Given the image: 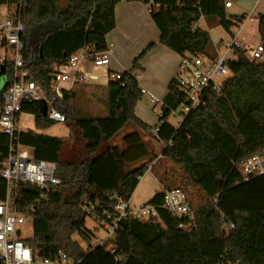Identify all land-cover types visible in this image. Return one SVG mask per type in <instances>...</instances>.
<instances>
[{
  "label": "trees",
  "instance_id": "obj_1",
  "mask_svg": "<svg viewBox=\"0 0 264 264\" xmlns=\"http://www.w3.org/2000/svg\"><path fill=\"white\" fill-rule=\"evenodd\" d=\"M20 1L25 69L46 88L54 68L67 64L79 50L86 48L91 55L107 51L106 36L115 28L114 8L121 2L149 6L160 32L159 43L180 56L205 55L210 36L196 27L201 18L217 21L231 36L235 22L242 20L226 16L225 0H66L65 8L57 0H0V6L18 7ZM259 39L264 47L263 17L259 19ZM154 46L148 45L119 80L109 81L105 117L76 116L72 110L75 94L65 92L58 107L66 116L69 138L77 134L73 162L61 161L65 139L19 132L18 142L32 158L57 165L60 182L50 192L28 184L18 187L16 208L21 214H30L41 205L61 208L62 239L35 243V247L44 258L61 251L77 264H219L226 260L264 264V176L244 182L239 168L241 161L264 151V62L250 60L246 50H235V60L227 63L231 77L223 90L205 94L204 105L178 126L168 122L170 111L179 104L170 85L158 118L163 123L155 138L152 128L134 111L143 96L137 74L143 71L141 62ZM2 67L5 82L0 107L2 93L14 75L11 63ZM21 113L33 116L36 130L55 124L42 116L39 102H23ZM129 124L134 130L121 137L119 146L112 145ZM152 141L162 144L160 157ZM9 143L0 134V161L8 156ZM103 145L106 148L100 152ZM166 163L174 164L183 178L181 188H171L165 179L160 180L165 188L146 204L156 208L160 222L127 217L106 243L113 254L107 248L93 247L85 218L89 216L97 224L107 221L105 215L114 213V198L129 202L140 179L149 171L155 174L157 165ZM190 188L201 194L199 205L186 193ZM171 189L185 192L195 209L191 232L178 227L187 221L162 208L163 191ZM4 196L5 182L0 177V199ZM74 235L86 249L72 241Z\"/></svg>",
  "mask_w": 264,
  "mask_h": 264
},
{
  "label": "built area",
  "instance_id": "obj_2",
  "mask_svg": "<svg viewBox=\"0 0 264 264\" xmlns=\"http://www.w3.org/2000/svg\"><path fill=\"white\" fill-rule=\"evenodd\" d=\"M22 1L18 7H11L0 17V48L6 54L0 58V64L9 62L13 65L14 75L10 87L2 93L3 104L0 107V134L9 138V154L0 161V177L5 182V196L0 199V262L1 264H77L65 253L58 251L49 258L41 256L35 243L18 236V227L24 224V214L17 208V191L20 184H28L41 191L50 192L60 184L56 177L57 165L32 158L29 152L18 142V118L23 102H39L46 104V118L56 124H65L66 116L60 111L58 103L77 84L103 85L109 81L120 79V74L109 70V57L106 52L91 55L86 48L75 53L67 64L56 66L50 77L49 86L38 85L25 69L23 60L25 27L21 21ZM231 7V2H225L224 8ZM150 10V8H149ZM241 23L235 22L240 29ZM239 32L232 35L226 44L227 50L242 49L238 41ZM246 55L250 60H261L264 47L259 44L255 49H247ZM8 56L11 57L8 59ZM225 57L209 58L206 55L184 54L180 56L179 66L171 82L179 104L170 111V116L177 119L178 126L192 111L204 105L207 93L219 94L231 72ZM153 107L159 106L158 118L165 108L163 101L154 95L142 91ZM151 130L157 137L160 125ZM163 147V146H162ZM244 182L264 176V151L256 153L239 164ZM115 208L112 215H105L107 221L101 220L98 225L106 233L104 240H99L96 246L107 248L111 254L114 249L106 243L114 237L118 223L127 217L138 221L155 219L160 222L156 208L145 205L138 209L132 208L130 202L114 198ZM162 208L173 216L187 221L181 222L179 228L191 232L194 224L195 209L191 206L188 196L180 189L163 191ZM93 207H90L92 210ZM89 210V211H90ZM33 211V210H32ZM31 211V212H32ZM232 228V225H230ZM219 264H240L239 262L222 261Z\"/></svg>",
  "mask_w": 264,
  "mask_h": 264
},
{
  "label": "rangeland",
  "instance_id": "obj_3",
  "mask_svg": "<svg viewBox=\"0 0 264 264\" xmlns=\"http://www.w3.org/2000/svg\"><path fill=\"white\" fill-rule=\"evenodd\" d=\"M233 4V8L229 10V14L245 17L242 21L240 29L233 27L231 30L232 35H238V41L241 43L242 49H255L261 44L259 39V19L264 18V0H229ZM60 8H65L66 0H57ZM6 12V7L0 6V17ZM213 33H220L224 37V43L220 46V55L225 53V43L230 42L232 36L224 35L221 27L216 28ZM216 35V34H215ZM6 54L0 48V58H5ZM11 57L8 56V59ZM227 59H234L232 51H228L226 55ZM260 61H264L263 58ZM2 64H0L1 71ZM230 78V76H228ZM4 82L2 75L0 77V89L3 87ZM93 87V86H91ZM95 87V88H94ZM94 89L82 91L76 93L72 99V110L76 116L82 118H103L107 115V93L106 89H101L98 86H94ZM157 98V97H156ZM159 99V98H157ZM162 100V99H159ZM135 115L141 114L146 120L150 128H155L158 125L159 106L153 107V104L147 97L142 96V99L135 106ZM137 116V115H136ZM33 116L29 114H20L19 127L22 130L32 129L35 130L33 123ZM70 123V121H69ZM169 123L176 126L178 121L173 116L169 117ZM134 130V126L129 124L124 132L111 144L120 145L121 137ZM40 134L52 135L54 137L65 138L64 148L61 154L62 162H73L78 151L76 146L77 134L70 136V130L66 124H54L47 130H38ZM152 140V139H151ZM151 144L155 148L156 154L160 157V150L162 144H157L152 141ZM106 145H103V151ZM98 152V153H100ZM183 178L179 169L172 163H166L157 165L155 174L149 171L144 175L133 193L131 207L140 208L145 206L149 200L157 193L162 191L166 184L171 188H181L180 179ZM165 179L166 184L161 185L160 180ZM191 201L195 205H199L202 196L195 188H190L186 191ZM64 219L61 213L60 206L41 205L38 209L33 210L30 214L24 216V224L18 227V236L25 240H32L34 243H52L57 242L63 237ZM85 229L93 235L91 245L96 246L99 240L106 238V233L103 227L99 226L91 217L85 218ZM72 241L77 242L83 249H86L87 245L83 243L77 235L72 236Z\"/></svg>",
  "mask_w": 264,
  "mask_h": 264
},
{
  "label": "crops",
  "instance_id": "obj_4",
  "mask_svg": "<svg viewBox=\"0 0 264 264\" xmlns=\"http://www.w3.org/2000/svg\"><path fill=\"white\" fill-rule=\"evenodd\" d=\"M228 1L229 0H225V2ZM5 7L7 12L8 8L7 6ZM232 8H233L232 3L230 8L228 9L224 8L227 17H236V18H241L242 20L245 19V17H238L229 14V10ZM114 17H115V28L106 36V44H107L106 53L109 57L110 72L114 74H122L129 71L132 66L133 60L148 45L152 43L155 44L154 48L144 57V59L141 62V67L143 68V71L137 74V81L142 91L150 93L155 97L162 99L160 101H163V99L168 94L169 86L176 75L180 62V55L172 52L171 50L162 46L159 43L160 32L151 19L149 6L144 5L140 2H134V3L121 2L117 4L114 8ZM239 23L242 24V21ZM196 27L207 31L210 36V41L206 48L205 55L211 59L217 57H226L229 51L226 48V44L228 42L225 43V53L223 55H220L219 53L220 46L221 44L224 43L223 42L224 37L220 35V33H213V31L216 28L220 27L218 22L201 18L197 23ZM221 30L223 29L221 28ZM223 32L224 35L226 34L229 35L224 30ZM230 51H232V55L235 58V52H234L235 50H230ZM230 61H232V59H230ZM2 79L3 82H5L4 71L2 72ZM91 86L93 87L98 86L104 90L107 84L88 85V84L80 83L75 85L71 91L74 94H76V93H81L82 91L85 90L95 88ZM136 115L144 124L149 126L147 124V120L141 114L139 115L137 113ZM19 121H20V116L18 118L19 132L33 131L37 134H40L36 129L35 130L20 129ZM40 135H45L53 138H60L47 134H40ZM68 137L69 135L67 136V138ZM61 139H65V138H61ZM132 197L129 201L130 205H131Z\"/></svg>",
  "mask_w": 264,
  "mask_h": 264
},
{
  "label": "water",
  "instance_id": "obj_5",
  "mask_svg": "<svg viewBox=\"0 0 264 264\" xmlns=\"http://www.w3.org/2000/svg\"><path fill=\"white\" fill-rule=\"evenodd\" d=\"M2 72H3V67H1L0 76L2 75ZM40 110H41L42 116L45 118L47 108H46V104L43 101L40 103Z\"/></svg>",
  "mask_w": 264,
  "mask_h": 264
}]
</instances>
